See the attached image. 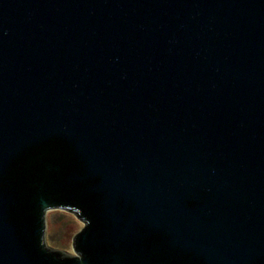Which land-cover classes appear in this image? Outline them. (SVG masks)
<instances>
[{"label":"water","instance_id":"water-1","mask_svg":"<svg viewBox=\"0 0 264 264\" xmlns=\"http://www.w3.org/2000/svg\"><path fill=\"white\" fill-rule=\"evenodd\" d=\"M0 264H264V0H0Z\"/></svg>","mask_w":264,"mask_h":264},{"label":"rangeland","instance_id":"rangeland-1","mask_svg":"<svg viewBox=\"0 0 264 264\" xmlns=\"http://www.w3.org/2000/svg\"><path fill=\"white\" fill-rule=\"evenodd\" d=\"M85 224L74 214L62 209L49 210L46 213L45 243L48 247L62 251L70 256L76 253L72 247V238Z\"/></svg>","mask_w":264,"mask_h":264}]
</instances>
